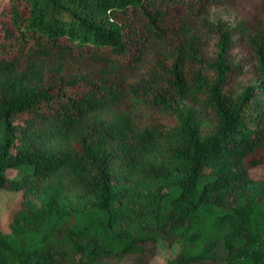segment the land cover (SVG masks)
Returning a JSON list of instances; mask_svg holds the SVG:
<instances>
[{"label": "trees", "instance_id": "1", "mask_svg": "<svg viewBox=\"0 0 264 264\" xmlns=\"http://www.w3.org/2000/svg\"><path fill=\"white\" fill-rule=\"evenodd\" d=\"M233 1L0 0V264H264V3L206 17Z\"/></svg>", "mask_w": 264, "mask_h": 264}, {"label": "rangeland", "instance_id": "2", "mask_svg": "<svg viewBox=\"0 0 264 264\" xmlns=\"http://www.w3.org/2000/svg\"><path fill=\"white\" fill-rule=\"evenodd\" d=\"M264 0H236L225 5L212 6L207 10L206 17L213 22L217 20L226 21L231 24L237 23H249L254 20L256 12L263 7ZM260 11V10H259ZM215 39L209 41L208 50L209 54H213V45ZM164 49L162 43H151L145 49L144 61L141 65L142 68L146 67L148 62L151 60L155 53L161 52ZM141 69V68H139ZM128 71L125 75H122L124 81L132 80L138 76L139 71ZM250 76V74L248 75ZM247 83V78L245 80ZM124 108L127 109L132 115L135 124L143 126L145 125L155 114L167 117V113L160 108H156L150 105L132 103L130 101L123 102ZM209 125V124H208ZM21 170L11 169L8 171L11 177H16L19 175ZM254 177L264 176V165L254 168L251 171ZM20 197L17 193L2 190L0 192V231L5 234L8 238H11V223L13 219L14 212L20 206ZM32 206L30 208L35 209L40 207V201L38 199L32 200ZM15 218V217H14ZM130 224V221L128 222ZM177 251V247L170 246L167 241H161L159 243V251L156 259L157 264H169L170 259L173 258ZM131 257H124L117 261L116 259L108 260L105 264H127L131 261Z\"/></svg>", "mask_w": 264, "mask_h": 264}]
</instances>
